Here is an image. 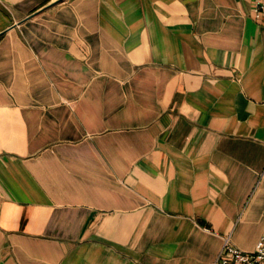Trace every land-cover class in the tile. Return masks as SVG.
<instances>
[{
	"label": "crops",
	"instance_id": "1",
	"mask_svg": "<svg viewBox=\"0 0 264 264\" xmlns=\"http://www.w3.org/2000/svg\"><path fill=\"white\" fill-rule=\"evenodd\" d=\"M254 0H0V264H219L264 233Z\"/></svg>",
	"mask_w": 264,
	"mask_h": 264
},
{
	"label": "built area",
	"instance_id": "2",
	"mask_svg": "<svg viewBox=\"0 0 264 264\" xmlns=\"http://www.w3.org/2000/svg\"><path fill=\"white\" fill-rule=\"evenodd\" d=\"M253 17L264 29V0L253 1ZM261 176L264 177V168ZM217 260L219 264H264V233L251 251L240 250L225 241Z\"/></svg>",
	"mask_w": 264,
	"mask_h": 264
}]
</instances>
